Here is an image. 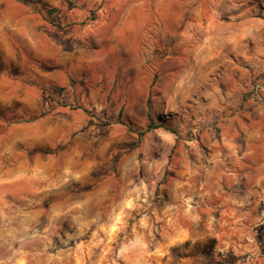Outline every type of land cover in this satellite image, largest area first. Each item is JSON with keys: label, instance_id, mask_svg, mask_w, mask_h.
Segmentation results:
<instances>
[{"label": "clouds", "instance_id": "1", "mask_svg": "<svg viewBox=\"0 0 264 264\" xmlns=\"http://www.w3.org/2000/svg\"><path fill=\"white\" fill-rule=\"evenodd\" d=\"M0 264H264V0H0Z\"/></svg>", "mask_w": 264, "mask_h": 264}]
</instances>
